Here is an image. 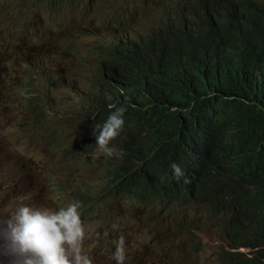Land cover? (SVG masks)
Instances as JSON below:
<instances>
[{"label": "clouds", "instance_id": "9594fccd", "mask_svg": "<svg viewBox=\"0 0 264 264\" xmlns=\"http://www.w3.org/2000/svg\"><path fill=\"white\" fill-rule=\"evenodd\" d=\"M11 1L17 5L19 24L33 16L39 17L41 0ZM29 1L32 3L28 4ZM32 4H36L34 10L27 12ZM145 4L151 6L152 13L146 21L139 52L156 67L160 77L186 87H196L212 79L236 97L264 107V52L256 47L253 39L256 33L264 42V0H145ZM242 20L246 23L240 24ZM13 68L11 61L0 59V84ZM0 90L12 93L16 92V87L1 86ZM44 101L52 108L67 103L53 92H44ZM106 107V119L95 125L88 139L95 138V148L105 157L118 158L123 149L111 141L125 125L126 106L117 101ZM2 116L0 114V118ZM45 121L47 124H42L41 119L35 123L34 117L27 112L21 118L10 117L9 125L15 132L21 130L24 123L31 124L21 140L15 141L20 149L9 153L7 159L27 160L24 147L32 149V144L38 142V134L51 133L59 127L56 122H49V118ZM83 139L86 140L85 136ZM213 140L214 129L203 128L192 141L179 143L166 155L171 162L170 176L189 182L193 188L181 193L179 198L159 188L167 185L155 177L157 171L153 168L118 171V165L108 164L105 170L89 164L93 173H99L97 183L101 190L95 193L78 191L75 193L77 200L62 201L54 181L48 178L44 184V177H40L37 185L48 192L46 197L50 204L44 203L43 196H36L42 206L21 202L9 211L7 225L0 227V262L99 264L94 254L82 248L88 238L86 221L89 214L103 216L109 210L108 205H113L123 209L122 221L134 224V232L140 237L131 233L120 236L110 252L112 264H125L128 255V261L137 260L140 264H205L203 248L209 246V242L201 238L205 228L217 236L213 238L217 243L216 256L213 262L208 260L206 264H224L229 255H235L229 264H264V209L247 212L232 207L224 221L209 228L210 222L215 223L212 216L206 217L203 210L186 200L194 190L195 196L204 197L199 198V203L214 201L213 194L198 189V184L212 185L229 195L242 190L253 179V175L238 164L239 157L222 160L213 155ZM82 155L91 156L85 152ZM111 171L117 173L109 175ZM35 172L41 173L38 168L31 172V183ZM6 175L0 172V178H7ZM128 175L132 177L127 178ZM202 175L205 177L200 180ZM188 176L193 179L189 180ZM154 207L155 213L148 215ZM239 223L244 225L234 235L236 246H224L226 237L219 233H229ZM156 234L168 238L157 245L158 252L154 256L147 255L151 240L146 245L145 240ZM150 258H153L151 262Z\"/></svg>", "mask_w": 264, "mask_h": 264}, {"label": "trees", "instance_id": "16d2710c", "mask_svg": "<svg viewBox=\"0 0 264 264\" xmlns=\"http://www.w3.org/2000/svg\"><path fill=\"white\" fill-rule=\"evenodd\" d=\"M44 7H49L48 12L50 13L46 16L48 22L45 25L41 13H39V17L36 15L23 20L24 22L28 20L35 23L40 18L39 27L35 31L37 32L36 37H42V41H44V34L50 40L51 36L60 32V28L52 27L54 22L56 24L65 22L55 21L56 17L53 15L59 11L52 9L48 3H44L40 7L41 12L44 13ZM245 23L244 20L240 22V24ZM24 26L26 25L19 23L15 27L9 25L8 37L0 42V55L4 53V47L8 51L14 45L24 49L18 34V30ZM26 38L29 39L30 36ZM253 39L256 47L264 52V42L260 40L258 34H253ZM13 40L14 44H9ZM32 44L34 48V41ZM30 61L32 60L30 59ZM16 63L22 65L24 69H28V63L22 57H16ZM32 65L36 67L33 61ZM34 67L28 71L30 75L24 83L28 89L34 88L26 106L27 111L33 113L38 119L40 111L48 115V107L44 97L39 95L43 84L47 82L42 80L43 83L37 79L40 73ZM108 72H110V68H107L106 71L100 69V73H104V75ZM108 78L106 95H102L104 93L102 87L100 95L97 97L90 96L87 91L83 92L82 86L75 93L78 98L87 101L86 106H82L80 109L84 113V117L76 119V124H79L81 130L85 132L87 142L82 145L79 143L78 147L90 145L88 138L95 129L92 127L94 125L93 116L88 117V113L92 110L98 111L96 116L99 125L107 117L106 105L108 103L123 102L126 106L125 125L111 143L117 148H122V146H118V142L122 143V156H126V151L130 150V152L126 158L120 156L118 160H112V162L114 165L124 168V170L119 168L118 171H129L133 168L144 171L153 168L157 171L156 176L158 177L160 176V168L165 166V162L158 161L156 158L164 159L170 149L179 143L192 141L203 128H211L214 129L212 154L222 160L239 157L238 164L244 166L253 175V179L242 190L229 195H221L219 201L221 207L226 209L228 214L232 207L241 208L247 212L264 209L263 106L260 108L261 106L255 101L236 97L212 79H206L196 87L180 86L166 80L159 76L156 67L139 51L127 63L113 71ZM66 87H62V90L65 91ZM125 97H127V101H125ZM90 101L96 103L98 107H92ZM102 101H104L105 111L100 109ZM36 112L37 114H35ZM72 112L75 117H78V111ZM4 113L6 111L0 107V114ZM55 115L57 117L56 123L59 126L68 121L61 114L55 113ZM50 122L54 123V121ZM35 123H38V120ZM52 132H56V130ZM40 138L41 134H38L37 140ZM144 150L148 151V154L144 153ZM146 164H150V166L144 168ZM116 173L111 171L108 174L115 175ZM40 177L42 176L39 173ZM131 177V175L127 176V178ZM146 187L148 186L146 185ZM243 225L240 223L236 226L234 235L239 232V228Z\"/></svg>", "mask_w": 264, "mask_h": 264}, {"label": "rangeland", "instance_id": "374dc122", "mask_svg": "<svg viewBox=\"0 0 264 264\" xmlns=\"http://www.w3.org/2000/svg\"><path fill=\"white\" fill-rule=\"evenodd\" d=\"M31 4V2H28ZM34 5L32 4L27 12H31L34 10ZM145 12L144 15L146 17V21L149 20L152 9L149 4H145ZM49 7H44V13L40 11L44 19V25L48 22L46 19L47 14H50ZM17 5L13 2L12 6L9 5L8 0H0V30L4 26V24L15 25L18 22L17 17ZM53 15V14H52ZM56 22H66V17L62 15V13L57 12ZM40 18L37 19L39 21ZM64 22V23H65ZM72 22V21H71ZM36 23V22H35ZM62 24H56L55 22L52 24V27L60 28V32L56 35L51 36L50 40L46 38V34H44V41H46V45L50 47V59L56 63L52 69H59L62 67L64 62L66 63L65 67L70 69L72 67V63L76 61V69H74V75L77 76L78 71L82 65L88 67L89 74L90 71H94L92 69V63H90V59L88 61L81 60V57L74 55L72 51L67 49V45L72 43V37L74 33H79L82 36V40L77 44L78 48L81 51H84L86 48H80L82 44H88V39H86V35L76 27V25H72L73 33L66 35L65 28L68 25L64 26ZM22 24V23H20ZM24 24V23H23ZM40 24V22H39ZM35 29L37 27L32 23L30 27H28V20L26 21V26L18 30L19 36H22L21 41L23 43V47L25 48L26 55L30 58L34 64L38 65L40 61H42V57L38 55V51L32 48V38L38 39L35 36ZM22 31H28L26 35L22 33ZM33 36H31V34ZM30 36L29 39L26 37ZM13 41H10L9 44ZM65 67H63L65 69ZM56 73H61V71H56ZM96 73H94L95 75ZM47 76L44 79L49 83L50 86H47L44 83L43 92H53L60 87L59 83H53L52 81H48ZM93 78V77H92ZM72 85L76 88L79 87L77 83H72ZM73 89V88H72ZM33 89L26 90V86L19 82L16 86V92L12 93H4L0 90V107L4 110L8 111V115L11 118H21L25 112H27L26 102L27 98L32 94ZM56 95L67 103L63 102L61 106H57L56 108H52L50 106V113H58L60 111L62 116L67 119L68 124L62 123L56 130V132L48 133L43 131L41 134V138L37 143L32 144V149L25 146L24 154L25 159H27V163L22 167L21 171L16 170L17 159H7V155H3L2 157V170L4 173H7L6 177L0 178V220L1 224L6 223L10 218L8 214H10V210L17 203H27V202H35L39 206H42V202L39 201L37 197H44L45 202L50 204V200L46 197L48 193L44 189H40L38 187V177L35 172L32 175L33 181L31 183L30 173L35 169H39L41 174L47 176L50 180L54 181V186L58 190L60 194L61 200L72 199L77 200L75 193L81 190H91L92 192H98L101 188L98 187L99 173H93L89 168V164H96L100 168L108 170V163L105 158L98 157L96 155V151H90L91 156L85 158L82 155V152L78 150L73 142L75 139H83L85 136V132L81 130L79 124H76L77 117L73 115L72 111H78V107L84 103L82 106H86L87 101L81 98H75L74 93H70L68 91V87L66 90L60 89ZM80 118V116L78 117ZM17 132L8 129L0 132L1 139L10 140L11 143L16 141ZM92 136V134H91ZM92 141V139H90ZM89 141V142H90ZM85 147V146H84ZM13 160V161H11ZM44 168L46 171H44ZM109 173V172H108ZM92 175H94L92 177ZM43 181H45L43 179ZM9 187L10 192H8ZM61 186V187H58ZM34 191L35 194L32 193ZM109 210L103 215L99 217H95L92 214H89L87 217V240L83 243V250H85L89 254H94L98 260L99 264H112L113 261L109 259L110 252L114 248V242L120 237L127 233L133 234L134 237H140L136 234L135 229L136 226L132 223H125L122 221L123 219V209L119 206L108 205ZM134 210H130L133 212ZM115 226V227H114ZM1 227V226H0ZM0 237H2L0 230ZM214 237H217L212 231L208 228H205L202 233L203 239L209 242V246L203 248L202 260L206 264L208 260L210 262L214 261V256H216V247L217 243L213 240ZM152 238V239H151ZM168 237H162L161 235H154V237L150 236L146 238L145 245L147 241L151 240L150 245L147 247V255H153L158 252L156 250L157 245L159 243H163ZM201 248L203 246H200ZM125 264H139L140 261L133 260L128 261V256H125ZM153 258H150L151 262ZM128 261V262H127ZM0 264H12L9 261L3 260ZM169 264H171L169 262Z\"/></svg>", "mask_w": 264, "mask_h": 264}, {"label": "bare ground", "instance_id": "6f19581e", "mask_svg": "<svg viewBox=\"0 0 264 264\" xmlns=\"http://www.w3.org/2000/svg\"><path fill=\"white\" fill-rule=\"evenodd\" d=\"M8 1L9 5L12 6L13 1ZM29 2L32 3V1ZM44 3H48V5L52 7V9L60 11V13H62V15L66 17L67 20L64 23V26L68 25V27L65 28L66 35L72 34L74 32L71 27L73 24L76 25V27H78V29H80V31H82L84 35H86L88 44H82L80 46V48H86L84 49V51H81L77 46V44L83 39L79 33L73 34L72 43L67 45V49L72 51L74 55H77L79 57H81L82 55L81 60L88 61V59H90V63H92V69H94V71H90L89 74L88 67L82 65L80 67V70L78 71L77 76H75L73 73L74 69H76V61L72 63V67H70V69L68 70L65 67L66 63H68L66 61L61 68L55 69L54 71L52 67H54L56 63H54V61L50 59V55H48V53H50V47L46 45V41L41 40L42 37H38V39L32 38V42L34 41V48L33 44L32 48L38 51V55L42 57V61H40V63H38L36 67L32 65V61H30V58L28 59V55H26V51H24L25 48L22 49V47H18V45H14V47H12L10 51H8L6 47H4V53L0 55V59L3 61L12 62V65L14 66L16 73L20 78L21 84H24L25 86L26 83H24V81H26V79H28V75H30L28 71H30V69L34 67V69H36V71L40 73V75L37 77L40 82H43L42 80H45L44 77L48 75V81L50 80L53 83L62 84L60 85V87H58V89H56V91H54L55 94L58 93V91H60L62 87H66V85H68L67 87L70 93L75 94L76 91L82 86L83 92L87 91L90 96L97 97L100 95V90L102 87V89H104V93H102V95H106V88L107 84L109 83L108 77L110 76V74L127 63L132 58V56L140 49V45L142 43L146 30V17L144 15L145 0H44L41 1L40 7H42ZM35 6L36 4L34 5V8ZM24 25H26V22L24 23ZM30 25H32V22L28 21V27H30ZM34 25L38 29L39 21L34 23ZM8 27L9 25L5 23L0 30V42L4 41L8 37ZM22 33L26 35L28 31H22ZM30 34L31 36H33L32 33ZM36 34L37 32L35 33V36H37ZM21 38L22 36H20V39ZM41 41L42 43H40ZM16 57H22V59H24V61L28 63V69H24L22 65H18V63H16ZM63 67H65V69ZM107 68H110V72H108V74L104 75V73H100V69H104V71H106ZM56 71H61V73H56ZM94 73L96 74L94 75ZM72 83H77L79 87H74ZM100 83H102V85H100ZM47 86L50 85L47 84ZM43 88L44 84L41 88V93L39 94L42 97H44ZM26 90L30 89L26 87ZM75 98H78V95L75 94ZM28 99L29 98H27V100ZM88 99H90V97H88ZM82 105H84V103H82ZM82 105L78 107V117L80 116V118L77 117V119H82V117H84V113L80 111V109H82ZM90 105H92V107H98V105H96V103H92V101H90ZM100 109H102V111H105L104 101H102ZM50 111H52V109H50V106L48 107V115H45L42 111H40V113H38V119L34 117V122L37 120L39 122V120L41 119L43 120L42 124H47V121L45 120H47L48 118L50 119V121L57 122L55 113H50ZM27 113L33 114L28 111ZM97 113V110H92L88 113V117L93 116L92 121H94V125L92 127H95V124L98 125L99 120L96 116ZM35 114H37V112ZM57 114L62 115L63 113L58 111ZM64 124H68V121L64 122ZM128 132L131 131L128 130ZM89 141L90 139H88V142ZM73 142L75 143L76 148L81 152L90 154V151H96V155H98V157L105 158L106 162L109 165H114V162H112V160H118V158H116L115 156L105 157L101 152H99L97 148H95V138L89 142L90 145H88V147H78L79 143L80 145H82L87 142L84 139H75ZM118 146H122L123 148V145L120 142H118ZM128 152H130V150L126 151V156H128ZM134 152L136 151L134 150ZM144 153L148 154V151L144 150ZM126 156H122V158H126ZM156 159L158 161L165 162V166L163 168H160V176L157 177L155 175V177L161 180V182L165 183L167 186H159V188L169 192L177 198H179L181 193H186L189 188H192L189 182H185V180H176L170 176L172 171L170 168L171 162L169 161L168 156H166L164 159ZM148 166H150V164H146L144 168H148ZM120 170H124V168H120ZM44 171H46L45 168ZM41 176L43 175L41 174ZM93 176L94 175H92V177ZM37 177L38 181H40L39 173H37ZM204 177L205 175H202L200 180ZM188 179L192 180L193 178L191 176H188ZM198 189L209 190L213 194L214 201L211 203L207 201L199 203V198L204 199V197L195 196L194 190H192V194H189L186 197V200L194 207L203 210L206 217L212 216V220L215 223L210 222L208 227H216V223L224 221L230 215L227 213L226 209L221 207L219 203L220 196L225 195L226 193L224 190H220L209 184H204L203 186H200V184H198ZM139 209L142 208H138L137 210ZM155 209V207L152 208L150 211H148L147 214L153 215L155 213L153 212L155 211ZM8 215L10 216V214ZM81 219L84 220L82 216ZM6 225V223L1 224L0 220L1 227ZM234 230H236V228ZM234 230L230 231L229 233H226L224 231H221L219 233V235L226 237L224 246L228 248L236 246L237 240L236 237H234ZM234 257L235 255H229L224 264H229Z\"/></svg>", "mask_w": 264, "mask_h": 264}]
</instances>
